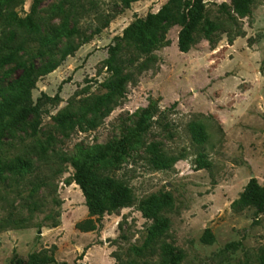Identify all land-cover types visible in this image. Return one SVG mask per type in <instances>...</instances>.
<instances>
[{
  "label": "rangeland",
  "instance_id": "rangeland-1",
  "mask_svg": "<svg viewBox=\"0 0 264 264\" xmlns=\"http://www.w3.org/2000/svg\"><path fill=\"white\" fill-rule=\"evenodd\" d=\"M34 1L14 0L8 9L0 5V56L6 53L11 30L17 44L27 43L16 62L0 67V99L1 90L20 74V63L43 62L35 56L36 44L28 45L26 33L17 28L18 19L32 14ZM168 2L138 0L127 7L122 0H41L37 6L35 21L60 41L59 50L68 41L57 38L66 20L91 39L57 70L39 78L34 102L44 95L55 97L62 82L67 83L59 100L43 98L38 135L32 134V118L14 136L6 133L3 138L0 159H31L32 169L24 175H0V264L27 262L42 252H53L58 262L67 264L156 263L163 243L183 253L180 264H263L264 214L253 208L236 210L232 204L250 179L264 186V0H251V14L234 23L220 9L222 4L231 6V0H204V16L219 25L216 43L198 34L188 53L178 47L179 25L167 32L170 44L149 55H140L132 43L120 39L137 19L158 13ZM121 80L123 88L98 116L88 114L66 128L54 120L61 113L80 119L85 103L109 94ZM151 101L157 110L143 137L145 146L124 155L117 152L98 174L125 182L138 202L169 194L172 207L162 212L169 221L167 230L147 247L154 221L134 206L105 215L101 229L82 232L77 224L88 218V209L80 187L71 183L75 170L70 158L80 148L120 139ZM192 123L204 126V144L195 142ZM49 137L54 141L48 145ZM41 143L48 147L44 156ZM151 144L184 158L171 169H156L146 153ZM200 152L211 168H198ZM207 229L214 236L211 244L203 241ZM136 248L144 252L138 255ZM81 255L83 260H78Z\"/></svg>",
  "mask_w": 264,
  "mask_h": 264
},
{
  "label": "trees",
  "instance_id": "trees-1",
  "mask_svg": "<svg viewBox=\"0 0 264 264\" xmlns=\"http://www.w3.org/2000/svg\"><path fill=\"white\" fill-rule=\"evenodd\" d=\"M136 1L138 0H122L127 7ZM0 2H2L0 5L3 4L8 9L14 0H1ZM40 3L41 0L34 1L32 14L24 19H18L17 28L26 33L30 40L28 45L36 44L35 56L43 62L38 66H28L26 62L20 63V74L5 90H1L4 96L0 99V147L3 145V138L6 133L14 136L15 129L32 118L35 119L32 134L33 136L38 135L43 112V98L48 101L59 100L62 88L67 83V81L62 82L55 97L44 95L43 98L41 97L34 102L32 93L37 87L39 78L57 70L68 57L74 56L80 47L87 44L91 39V37H86L76 24L69 27L66 20L62 24L57 38L65 37L68 38V41L62 50H59L60 41L44 33L35 21L34 15ZM251 4V0H231V6L222 4L220 9L227 15L228 21L234 23L237 17L244 18L251 14ZM205 10L206 3L204 0H169L158 13H149L146 18L137 19L125 29L124 35L120 39L132 43L140 55H149L160 47H167L170 44L166 37L169 28L179 25L182 27L178 39L180 52L188 53L197 43L198 34H202L203 38L209 41L211 45H215L214 32L218 30L219 25L204 16ZM100 32L101 29L98 28L96 34ZM8 35L9 38L5 43L6 53L0 56V67L16 62L19 58L18 52L27 50L26 42L19 41L17 44L15 30L9 31ZM74 36L79 38L78 43L72 39ZM235 36L239 37L241 33H237ZM118 46L120 47V45ZM123 82L121 80L117 85H112L109 94L97 97L91 103H85L82 106L83 114L80 119H74L75 116L73 117L70 113H61L54 117V120L59 127L66 128L81 123L88 114L98 116L101 109L108 106L109 98L117 92V89L123 88ZM176 105L177 103L173 105V108ZM156 110L155 102L151 101L148 107L140 111L137 121L124 132L120 139H114L105 145H96L89 149L80 148L77 154L70 158L75 170L71 183L80 187L88 209V218L77 224V228L82 232L97 231L101 229L105 215H112L122 209L134 206L138 207L145 218L154 221L146 242L147 247L167 230L169 221L162 217V212L166 208L172 207V197L169 194L151 195L138 202L132 188L125 182L109 177L104 178L98 174L101 165L112 163L117 152L124 155L128 149H142L145 146L143 137L152 127L151 120L155 118ZM89 124L97 126L93 121ZM191 131L196 143L202 145L207 141L204 126L201 123H192ZM53 141L54 138L49 137L47 144L49 145ZM47 149V145L41 143L40 154L44 156ZM146 153L150 156V163L159 170L171 169L176 162L184 158V155L173 157L166 154L157 144H151V147L146 149ZM197 163L199 169H209L212 166L204 152L199 153ZM31 169V159L16 158L12 161L0 159V175L4 172L24 175ZM232 207L236 210L253 208L257 215L264 214V186L256 178L250 179ZM203 241L207 244L214 242V236L209 229L205 231ZM135 251L138 255L144 252L142 248H136ZM83 258L84 255H81L78 260H83ZM183 259L182 252L176 251L171 244L163 243L161 259L156 263H140L136 260H130L127 262L118 261V264H180ZM15 264L67 263L58 262L53 252L50 254L42 252L33 253L27 262L19 260Z\"/></svg>",
  "mask_w": 264,
  "mask_h": 264
},
{
  "label": "water",
  "instance_id": "water-1",
  "mask_svg": "<svg viewBox=\"0 0 264 264\" xmlns=\"http://www.w3.org/2000/svg\"><path fill=\"white\" fill-rule=\"evenodd\" d=\"M253 179V178H252Z\"/></svg>",
  "mask_w": 264,
  "mask_h": 264
}]
</instances>
